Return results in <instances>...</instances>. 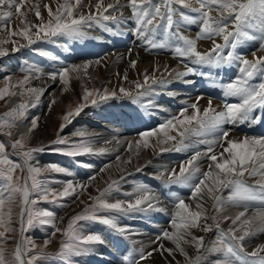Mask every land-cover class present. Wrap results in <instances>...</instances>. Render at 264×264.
Here are the masks:
<instances>
[{
    "label": "snow or ice",
    "instance_id": "6c2138e0",
    "mask_svg": "<svg viewBox=\"0 0 264 264\" xmlns=\"http://www.w3.org/2000/svg\"><path fill=\"white\" fill-rule=\"evenodd\" d=\"M83 0H74V3H58L56 9L50 5H45L48 13V20L45 22L41 17L39 6L35 5L34 15L41 20L39 24H29L26 18H22L21 23L25 25L20 31L10 30L9 36H21L28 45L34 43L35 40H51L57 36L66 37H82L85 35L83 29L91 27V22L100 25L101 21H116L117 17L113 12H121L123 19L122 8L129 7L131 17L135 23L134 34L138 36L142 43L148 49H165L170 48L173 52V58L183 61L190 60L192 65L199 67H207L209 69L219 70L221 68L230 67L236 64L239 75L227 83L217 84L215 80H211V87H219L222 90L225 98H235V102H228L227 99L223 102V110H217L212 105V99L209 98L207 106L201 108L200 100L202 96H198L194 102L186 104L185 107L179 110V114L167 119L166 122L159 125L157 129L149 130L140 133V142L145 148L150 145L149 137H159L163 135V139L157 138V144H167L175 142V150L180 151L181 147L187 149L191 144H185L184 141L189 136L203 138L207 134H214L213 139H200L199 143L207 145L203 152L196 149L191 157L186 161L181 162L179 170L176 168L162 169L159 171L156 179L165 186L183 185L190 188V195L187 199L195 200V209L189 203H186L185 198L176 197L171 201L174 212L171 214L170 226L175 229L173 232L167 230L157 235V241L161 239L170 240L175 245V250H179L180 254L185 257L186 264H201L202 254L200 249L204 247V237L195 236L191 233V229L199 228L207 233L215 227L218 231L217 241L212 242V245L205 248L207 253L222 252L223 255L213 264H264V245L257 246L253 251H245V238L250 235L248 230H244L243 234L237 235L238 229L230 228L228 233H224L220 229L219 222L216 217H210L213 224L201 223V219L207 221L209 217L206 215L204 205L201 203L206 195L214 201L213 209L216 212L224 211L223 205L230 203L233 206H242L244 211H241L234 219L224 216L223 220H232L235 225L245 217L249 208H254V215L251 219H245L243 224L247 225L252 220H259L260 226L258 231L264 232V136L249 137L243 139H229V130L224 128L226 124H237L241 122L251 123L258 119H264L257 114L258 109H264V56H256L252 53L253 59L245 58V55L237 52L238 47H242L244 43L254 41L259 36V50L264 51V0H127L126 5H119V0L116 3H109L102 8L103 0H97L94 5L95 13L91 11L85 15L83 12H78L74 15V9L81 6ZM25 0H0V9H6L0 12V21H9L15 14L24 17L21 12V7ZM178 5V7H175ZM198 5V7H193ZM87 6V5H85ZM163 9V10H162ZM112 10V11H110ZM188 10V11H184ZM216 11L220 19L213 18L210 13ZM107 13V14H105ZM195 13L196 15H192ZM176 17V18H174ZM199 24V31L195 38L187 37L181 31L186 25ZM103 30L111 33L112 29L106 25H101ZM233 27V31H229V27ZM7 27V24H0V30ZM35 28L34 32L31 29ZM31 32V35H30ZM161 37L159 40L156 37ZM216 38H221L223 43H217ZM208 40L212 42V47L201 52L198 50V41ZM17 43L7 39L0 40V44ZM23 47L24 45H20ZM17 47H13L12 51H17ZM227 50V51H226ZM7 50L0 48V57L7 55ZM44 55V53H41ZM85 70L87 65L83 66ZM131 67H136V61H131ZM40 69L34 70V78H39ZM80 72V68L72 67L63 68L59 72L50 73L49 78L56 81L57 78L65 84L68 83L69 72ZM154 71H159L155 69ZM30 73L33 70H29ZM168 75V69H165ZM196 67L185 65V70L176 72L175 75L179 79L196 75ZM201 77H211L210 72L199 73ZM258 78L259 82H252ZM8 77L6 80H10ZM124 79H127L125 74ZM151 80V84L149 81ZM30 82V76L25 75L23 80L18 81L17 85L21 91H9L8 87L0 89V100H4L6 96H23L25 93L34 97L30 103H19L10 108L4 113V117H9L10 120H5L0 117V134L6 135L9 138L13 136L12 129L14 127H25L26 131L19 132L16 139H10L6 144L0 141V177H3L7 184H0V264H35L36 261L46 258L44 249L48 247L50 239H45L42 246L37 245L34 241L25 237L24 233L29 227L34 226V221L37 224H50L55 231L50 236H55L60 232L66 240L61 241L60 250L56 254L63 264H74L73 257H78L90 251L91 245L105 243L101 232L81 233L75 225L78 221H95L102 225H106L108 229L114 230L121 235H124L128 229L121 226L117 221V215H129L132 213H141L148 210L156 212H165L166 208L160 206L158 198L150 194L151 187L143 183L137 185L133 193L125 192V196L132 197L129 200L116 199L115 202H107L100 197L96 199V205L93 206L91 213L85 209L84 214H78L70 219L66 228H57L55 213L49 210H35L32 205L37 203V200L43 199L45 202L56 203L64 197L76 194V188L79 187L82 191L85 189L84 184L76 185L71 181H66L65 187L61 191H56L47 187V182L38 180L37 177L44 172L61 173L67 176H72L73 172L62 166L48 165L46 167L34 166L30 163L33 160V153L43 152L45 147L33 146L28 147L25 143V138L30 137L31 133L39 126L38 119L33 118L30 121V127L26 125H17L15 122L20 117L25 115L28 107H35L44 92L43 88L30 87L25 88L24 85ZM184 83H190L188 80H183ZM136 101L139 98L148 96L154 92L152 85L159 83L161 86H166L167 81H158L154 77H150L147 73L144 74L143 82L135 81ZM147 86V87H146ZM95 95L99 96L102 101H107L112 98L132 97V92L124 88H119L118 92L113 90L108 92L103 90L100 94L99 90ZM94 96L93 91L85 90L82 99L88 101ZM55 103V101H51ZM92 104H96V99H91ZM151 103V102H149ZM155 106V105H153ZM85 104H80L74 110H69L63 117V123L59 127V132H63L67 124L71 123V118L79 116L83 111ZM130 119H139L136 114ZM174 133V134H172ZM72 136L81 138L79 141L68 137L60 136L53 142L57 145H63L61 148H52L67 157H78L87 154H103L105 149L101 148L98 152L94 151L90 140L85 139L91 136V133L78 131L71 134ZM10 146L12 155H17L22 158V163L14 161L7 154L6 148ZM51 147V146H47ZM222 150L216 152V148ZM131 148V145H129ZM164 151V149H161ZM201 156L206 157L210 161L207 171L200 173V167H193L195 161ZM259 161V163H256ZM130 163L131 161H127ZM81 167H90L89 165H80ZM19 169L23 173V184L19 181L21 177H17L14 181L13 174ZM141 169H137L140 171ZM103 171V169H101ZM250 177L259 176L257 180L258 188L248 185L245 181L239 179L245 173ZM197 173H200L198 176ZM123 179V177H121ZM89 180L95 179V176H90ZM29 181L31 184L29 185ZM210 182V183H206ZM111 185L100 196H105L106 193H111L113 185ZM231 188L232 191L223 200L220 193L221 189ZM118 191V188L116 189ZM33 192H36L35 198H30ZM19 193L21 199L19 202L15 200V194ZM169 196L175 194L169 193ZM51 198V200H50ZM78 198V197H77ZM18 204L19 212V234L21 241H18L13 253V259L7 260L4 256V245L9 238L6 234L14 231L7 225L11 223V208L7 212L4 211L5 204ZM258 205L259 207H255ZM97 212L105 213L98 215ZM8 216L6 222L4 216ZM254 234V233H253ZM187 237H191L188 239ZM181 241L184 244H189L196 248L197 256L189 257L188 253L181 246ZM234 241L235 244L229 242ZM155 244L156 241H153ZM39 248V252L35 250ZM32 252L31 256L28 253ZM154 252H159L161 256L167 253L172 256L174 249L166 248L162 243L157 244V247L151 251H145L144 247L139 250L140 259H148L153 256ZM243 253V255H241ZM251 257L256 259H245ZM167 259V257H164ZM234 258V259H233ZM123 264H130L129 257L124 256Z\"/></svg>",
    "mask_w": 264,
    "mask_h": 264
},
{
    "label": "rangeland",
    "instance_id": "374dc122",
    "mask_svg": "<svg viewBox=\"0 0 264 264\" xmlns=\"http://www.w3.org/2000/svg\"><path fill=\"white\" fill-rule=\"evenodd\" d=\"M65 2H66V0H25V3L21 7V12L24 13V17H21L19 14H15V10L13 9L12 10L13 16L11 17L10 22L9 21H0V24H7L6 28H4L3 30H0V40L7 39L9 41H16L17 42L15 45L11 42L0 44V48H3L5 50H7V52H8L7 55L0 57V89L8 87L9 91H17V92L21 91V89L19 87H13V86L17 85L18 81L23 80L25 75L30 76V82L28 84L24 85L25 88H30V87L42 88L43 87L42 80H44V79L51 80L49 78L48 74L54 73V72H59L63 68H69V69L72 68L70 66V64L67 62V59H69V57L73 55L72 53L75 49L73 44L74 43L78 44L81 40L86 39L85 37L82 36V37L73 38V37H66V36H57V37L52 38L51 40H49V39L35 40L34 39V43L31 45H28L27 41H25L21 36H19V35L9 36V34H8L10 30L20 31L21 29H23L25 27V25L23 23H21V20H22V18H26V13H27V12H25L26 8L29 9V11H28L29 12V14H28L29 18H26L27 22H29V24H39V23H41V20L37 19L34 15V12H35L34 6L35 5L39 6V11L41 13V17L46 22L48 20V13H47V9L45 8V5L46 4L50 5L53 8V10H55L58 3H65ZM67 2L68 3H74V0H67ZM96 3H97V0H83L81 6L74 9V15L78 12H81V11L85 15H87V13L90 11L96 12V9L94 8V5ZM115 3H116V1L113 4H115ZM119 3L126 5L127 0H120ZM85 5H87V7ZM174 6L178 7V5H175V4H174ZM193 7H198V5H193ZM85 8L88 9L87 12L83 11V9H85ZM125 8H127L126 9L127 13H131V10L129 7H125ZM102 9H103V6H102ZM4 10H6V9H0V12H2ZM110 11H112V10H110ZM184 11H188V10H184ZM192 15H196V14L192 13ZM210 15L217 20L220 19V16L216 11H212L210 13ZM116 16H121V13L119 15H116ZM174 18H176V17H174ZM31 19L35 20V22L32 21ZM110 23H111L110 21H101L100 25H97L95 22H91V27H85L83 29V31L85 32L84 36H86L87 34H90V32H95V31L97 32V30H99V29L103 30V27L101 25L107 24L109 27ZM93 24H96L97 26H94ZM191 26L193 29H191ZM199 27H200L199 24L186 25L184 28L181 29V31L183 32V34L185 36H187V34H189L188 31L195 30L196 32H198ZM233 30H234V28L230 26L229 31H233ZM34 31H35V28H32L31 32H34ZM31 32H30V35H31ZM102 32L104 35V33L106 31L104 32V30H103ZM106 34H108V33L106 32ZM160 38L161 37H159V36L156 37L157 40H159ZM193 38H195V36ZM258 38L259 37L257 36V39L255 41H258ZM217 40H219V41H217ZM216 41H217V43H223L221 38H216ZM202 42H206L207 45H204ZM250 42H252V41H249L246 43H250ZM259 42H260V40H259ZM253 44H254L255 48H250L247 51L245 50L244 52H242V54L246 55L245 58H247L249 60L253 59V55H252L253 52H255V54H256V52L258 53L260 51L259 50V44L256 45L255 42ZM20 45H24V46L21 47ZM135 45L136 46L140 45L143 48H147V46L142 43L141 39L138 36L136 37V44ZM243 45H245V43ZM14 46L18 48L17 51H12ZM209 46L210 47L212 46L211 41H208V40L198 41V50L201 52H205V51L209 50V48H207ZM240 48L241 47L237 48V52L239 51ZM165 49H170V48H165ZM152 50L153 49H149V51H152ZM41 53H44V55H41ZM114 66H111V67L109 66L108 68H111V69H113V71H115V69H117V65H114ZM78 68H80L79 73L71 72V71L68 73V83L67 84L61 82L59 80V78H57V80L54 82H57L59 84L55 83V84L51 85L48 88L49 91L47 93H45V90H47V89H44V92H43L40 100L38 102H36L35 107H28L26 112H25V115L23 117H20L15 122L17 125H22V126L26 125L27 127H30L31 126L30 121L33 118L38 119V125L39 126L31 133L30 137L25 138V143L28 147L41 146V147H45L46 150L43 152L33 153V160L30 161L31 164H33L34 166H38V167H46L48 165L62 166V167H65L67 169H70L73 172L72 176H67V175H64L61 173H55V172H44L37 177L38 180L47 182V187H49L50 189H54L56 191H61L63 189V187L66 186L64 183L66 181H71L76 185H79V184L85 185V189L83 191L79 187H77L75 195H70L68 197H64V198L60 199L59 201H57L56 203L45 202L43 199H39V200H37V203L35 205H32L33 209H35V210H49V211H52L53 213H55V216L57 218L55 220L56 227L61 228V229L66 228L68 222L70 221V219L72 217H74L78 214H84L85 209H88L89 213H91L93 206L96 205V199L95 198H97V197H100L101 199H105L107 202H115V200L117 198L123 199V200L131 199L132 197H130V196H125L124 194L121 195V192L125 193V191H126V190H124V187L130 186V187H128V190L126 191L128 193H133L134 188L141 183L150 186L151 190H153V191L156 190L157 192L160 188L167 189V190L171 189V186L166 187L158 179H156V177L154 179L149 177V179H148V177H145L144 174H142L143 172L141 170L136 171L134 173H125V174H122L120 177H118V176L114 177L113 175H107V176H101V178H99L95 175L97 173L92 171L90 168L87 169L88 167H81L80 166L81 164L90 166L91 164H94L96 162H99L100 166H103L106 162H108L107 159L110 157V154L107 153V150L105 147H102L98 143L99 139H97L96 136L91 135L89 137H86L85 139L91 141L94 151L98 152V150L101 148L105 149V152L103 154H87V155H81L78 157H67L65 155H62V154L56 152V151L51 150L52 148L64 147L63 145H57V144L53 143L58 138V133L60 136L68 137V138L76 140V141H79L81 139L79 137H75V136L71 135L72 133L78 132L80 130V128H83L85 126V124H83V123H80L77 125L73 124L77 121V119L81 116V114H83V115L84 114H92L93 115L94 113H97L101 117L102 115H104L108 112H111L113 114L119 108H122L123 105H125L126 112L123 114V116H124L125 120L130 121V120H134V119L127 118V115H131L132 113H134L133 116L138 114L140 117L146 113V112H143L144 108H145V110H147V112L153 111V105L155 103L154 96L157 95L156 94L157 92L154 91V92L150 93L148 96L140 97L139 102H137L135 100L137 93H136V88H135L134 82L135 81L143 82L144 75H140L139 80H134V79L128 80V82H129L128 84L123 83L125 86H123V85L120 86V88L122 87L126 90H130L132 92V97L112 98V99H109L107 101H102L99 99V96L95 95L97 90H99L100 94H103V90H105V89H107L108 92H111L115 89L112 87H109L108 83L105 82L106 80L102 79V76L98 72V67L89 66L85 70V68L80 63ZM227 68H223V70H222V68L219 70L214 69L215 71L213 69L206 68V72L210 71L212 73H211V77L210 78L206 77L205 81L207 83H210L212 79L213 80L215 79V77H216V75H218V73L223 74L224 71L226 73H228V75H229L230 79L227 80L228 82L233 80L235 77H237L239 75L238 68L235 67V65L231 69H230V67H227ZM30 69L33 70L32 73L29 72ZM35 69L41 70L38 79L34 78V75H33ZM101 69H104V67H101ZM226 69H227V71H226ZM109 72H111V71H109ZM201 72H205V70L202 69ZM215 73H216V75H214ZM8 77H10L11 79L6 80V78H8ZM118 80L124 81V79H118ZM202 81H204L203 78H201V80H199L198 83L200 84V82H202ZM253 81L259 82L258 78L254 79ZM73 83H75L77 85L76 91H74V88L72 87ZM61 86H63L66 89L67 92H65V95L67 98H64V99L61 98V95L59 94V90H60L59 88ZM78 87H79V89H78ZM85 90H89V91L94 92V96L89 98L88 101H84L82 99ZM162 91H164V90H162ZM48 93L52 95L51 101L54 100L56 103L53 104V103H51V101L48 102V96H47ZM93 98L97 100L96 104L91 103V99H93ZM152 99H154V100H152ZM32 100H34V97H32L28 93H25L23 96H6L4 100H0V117H4V113L6 111H8L10 108L18 105L19 103H30ZM62 102H64V103H62ZM149 102H151V103H149ZM232 102H235V99ZM51 104H52V106H51ZM55 104H58V105L56 106ZM80 104H85L83 111L80 113L79 116H75V117L71 118V123L67 124V126L64 128L63 132H59V127H60L61 123H63L62 117L69 110H74L75 107H77ZM130 105H134V106L132 107ZM185 106H186V104H183V106L181 105L180 107H178L176 109L180 110V109H182V107H185ZM138 107H140V110L136 111L135 108H138ZM51 108H54L53 109L54 110L53 115L51 117L52 118V122H51L52 125L50 126V129L48 132L45 131V135H41L38 132L39 130H41V125H42L41 117H43L45 114H48V111ZM142 109H143V111H142ZM168 114L161 117V120L157 124H154V125L150 126L149 128H146V130L147 129H157L159 127V125L166 122L167 119L171 118L172 116L178 115L179 111H175V113L171 117H168ZM164 118H165V121H164ZM4 119L10 120L9 117H4ZM256 122H257V120H256ZM22 131H26V128L25 127H14L12 129L13 136L11 138H9L6 135L0 134V141H4L6 144H8L10 139H13V140L16 139L17 134L19 132H22ZM237 133H239V132H237ZM172 134H174V133H172ZM241 134H243V133H241ZM125 135L128 136V135H132V134L131 133L130 134H124V136ZM251 135H255V137H259V134H257V133H252ZM161 136L162 135H160L159 137H154V138H156V140H157V138L161 139ZM213 138H214V134H207L203 138L189 136L184 141V143L185 144H187L188 142H193L194 144L196 143V145H198L197 147H199L200 149L202 148V152H203V150L207 147V145L201 144V143H199V140H194V139H213ZM121 141H123V143H125V147L124 148L118 147V148L126 150L125 151L126 153L122 157H120V159L122 158L121 161L123 162L122 166L124 163H128L127 161H129V160L134 161L135 159H140L142 157L139 155H141L143 153V149H140V147H143V145L139 144V146H138L137 145L138 141L136 139H133V140L132 139H124ZM151 142L152 143L150 145L155 146V141L152 140ZM129 145H131V148H129ZM202 145L205 148H203ZM47 146H51V147L49 148ZM150 147H152V146H150ZM168 147H170L173 150V152L176 151L175 150V142H169ZM221 150L222 149L219 147L216 148L217 152H220ZM180 151H176V152L180 153ZM6 152H7V154L10 155L11 159H13L14 161H19L22 163L21 157H19L17 155H12V149L10 146H8L6 148ZM164 152L166 153L167 151H164ZM138 156H139V158H137ZM171 159L174 160V159H176V157H172ZM196 162H199V161L197 160ZM256 163H259V161H257ZM197 165L203 171H207V168L201 167L199 165V163H194L193 167H195ZM157 171H159V170H157ZM258 171H263V170L258 169ZM157 173H159V172H157ZM23 175L24 174L21 173V171L19 169H17V171L13 174L14 181L16 180L17 177H21V180L19 181V183L22 185L24 182L23 178H22ZM245 175L249 176L248 173H246ZM90 176H95V179L89 180L88 178ZM121 177H123V179ZM241 180L249 181V179L247 177L246 178L242 177ZM113 181H116V184L113 185V190L111 191V193H106L105 196L101 197L100 193L103 192L105 189H107L109 187V185H111L113 183ZM154 182L157 184H161V186L160 187L156 186V184ZM28 183L30 185L31 181H29ZM206 183H209V182H206ZM0 184L6 185L7 181L3 177H0ZM134 184H136L135 187H133ZM117 188H118V191L116 190ZM231 191H232V189L225 190L223 188V189H221L220 193H216V194L221 195L223 200H225V199L227 200L226 197H228V195L230 194ZM169 193H173V192L170 191ZM184 195L186 196V200H185L186 203H189L192 206V209L196 210L195 209L196 201L195 200L188 201L187 197L189 195H187V194H184ZM35 197H36V192H33L32 195L30 196V198H35ZM168 197H169V199L168 198L166 199V203H168V205H170V207L173 208L172 203L169 204V200H171V199L175 200V198H173V196H168ZM180 197L184 198L181 195H180ZM20 199H21L20 194L16 193L15 194V200L17 202H19ZM50 200H51V198H50ZM212 202L214 204V201H212ZM201 203L203 204V202H201ZM213 204H212V206H213ZM229 204L225 203L223 205V207L226 205V207L228 208L224 211L216 212L213 209V207L210 210L206 211V215L209 217V219H208V221H205L202 218L201 223L203 224L206 222L208 224H213V220L210 217L215 216L216 221L219 222V224H220V229L223 230L224 233H228V230L230 228L238 229L237 235L243 234V231L245 229L248 230L250 235L245 238L244 244H245V251L250 253L251 251H253L255 249L254 245H253V247H251L252 246L251 243H254L255 239H257L256 240L257 242L255 243V246L257 247L259 239H260L258 237V235L261 238H263L264 232L257 230L259 224L254 223L253 220L250 224H247V225L243 224V221L245 219H251V217H249V216L241 217V220L238 221L235 225L232 224L231 219L224 221L223 220L224 216H228V217H231L234 219L241 212V211H231V210L237 209V207L233 206L232 204H230V205ZM255 207H259V206L256 205ZM9 208H11V223L8 224L7 226L9 228L13 229L14 231H11V232L6 234L9 238L7 239V243L4 245V249H5L4 256H5V259L12 260L16 243L18 241H21V237L19 234L20 207L18 206V204H9L6 202V204L4 206V211L7 212ZM248 211H253V209L249 208ZM97 214L98 215H104L105 213L97 212ZM115 215H117L118 223L122 226L123 224L128 223L127 221H129V219L130 220L133 219V218H131V216L134 215V213L129 214V215H121V214H115ZM170 217H171V214H170ZM4 219L7 222L8 216L5 215ZM75 227L81 233L101 232L100 229H105V232L107 234V238L116 239L117 243H121V244L123 243L124 245H126V247L130 251L135 253V255L130 257L131 259L129 258L130 264H134L135 262H137V260H138V262H141L143 264L146 263L145 261H143L144 259H140V253H139V250L141 247H144V250L146 252L148 251V248H146L145 245L137 244V245H135L136 247L134 248L133 242H130L127 239H125L124 235H121L120 233H117L114 230L108 229L106 225H102V224L95 222V221H78L77 224L75 225ZM101 227H103V228H101ZM165 228L168 229L167 227H165ZM166 229H163L162 231H164ZM171 229L167 230V231H169V232L175 231V229H173V228H171ZM3 230H4L3 228H0V231H3ZM53 231H55V229L50 224L40 225V224L35 223V221H34V226L29 227L27 229V231L24 233L25 237L34 241L37 245H40V246H42L44 244L45 239H50V243H49L48 247L44 249V253L46 254V258L43 260L36 261L35 264H63L62 260L56 254L60 250L61 241L66 240V238L60 232H57L55 234V236H50V234ZM162 231L160 233H162ZM190 231L195 236H198V237L203 236L204 237V247L200 249V254H202L201 264H213L214 261H216L217 259H220L222 257V255H223L222 252H216V253L205 252V248L210 247L212 245V242L217 241L218 231L215 227H213V230L211 232H207V233L201 231L199 228H194V229H191ZM157 235L158 234H156L154 241L155 240L157 241V239H156ZM187 238L190 239L191 237H187ZM253 238H255V239H253ZM166 241L168 244H166ZM229 242L235 244L234 241H229ZM160 243H162L166 248L171 247L170 249H172L173 247H175V245L170 240H167V239L163 240V237L161 236L160 240H158L155 244L153 243L151 245L150 250H152L154 247H157V244H160ZM100 245L101 244L91 245V246H89L90 251L86 252L85 254H83L81 256L73 257L72 259H73L74 264H91L94 258H98L95 251H96L97 247H100ZM181 246L185 249V251L190 247L193 248V256L190 253H188L189 257L195 258L197 256L198 253H197V250L195 247H193L189 244H184L182 241H181ZM39 250L40 249L37 248L35 251L39 252ZM175 251L179 252V250L174 249V252ZM32 254H33L32 252H29L28 256H31ZM241 255H243V253H241ZM260 255H263V254L260 253ZM161 257L163 259H165L164 257H167V259L171 258V264H186L185 260L183 259V258H185L184 256H183V258L176 257V255H174V254L172 256H168V254H166V253H164V256H161V255H159L158 252H154L153 256L148 258V261L146 264H148V263L149 264H157V263L160 264ZM245 259H256V258L245 257ZM154 261H155V263H154ZM237 264H238V262H237Z\"/></svg>",
    "mask_w": 264,
    "mask_h": 264
},
{
    "label": "bare ground",
    "instance_id": "6f19581e",
    "mask_svg": "<svg viewBox=\"0 0 264 264\" xmlns=\"http://www.w3.org/2000/svg\"><path fill=\"white\" fill-rule=\"evenodd\" d=\"M115 1L116 0H103L102 6H105L109 3H114ZM120 5L123 4L119 3L117 7H119ZM126 9L127 8L125 7L122 8L123 19L121 18V16H116L119 15L121 12H113V14L117 17V20L116 21L110 20L111 23L109 27L112 29L111 33L107 32L108 34H106V32L104 31L105 33L103 35L102 32L103 30L99 29L97 30V32L96 31L90 32V34L83 36L86 39L81 40L78 44L74 43L73 46L75 49L72 53L73 55L70 56L69 59H67V62L70 64L71 67H78L80 63L82 66L87 65L88 67L89 66L98 67V72L102 76V79L106 80L105 82L108 83V86L114 88L117 92L121 85L125 86L124 84L129 83L128 80H132V79L139 80L140 75H144L145 73H147L150 77H154L158 81L161 80L167 81V85L161 86L159 83L152 85L154 91L157 92L156 93L157 95L154 96L155 106H153V111L147 112L145 108L144 111L142 109V111L146 113L140 116L139 119H134L130 121L125 120L123 114L126 112V107L125 105H123L122 108H119L113 114L111 112H108L102 115L101 117L97 113H94L93 115L81 114V116L73 124L74 125L80 123L85 124V126L83 128H80L79 131H85L91 133L92 136H96L97 139H99L98 143L102 147H105L107 153L110 154V157L107 159L108 162H106L103 166H100V163L96 162L94 164H91L90 167L87 168V169L90 168L92 171L97 173L98 175L95 174L97 177L101 178V176H107V175L120 177L122 174L125 173H134L139 168L141 169V171L143 172L142 174H144L145 177H148V179L149 177L154 179L158 175L157 172H159L162 169L176 168L177 170H179V166L181 162L189 159L196 149L202 151V148L200 149L199 147H197L198 145H196V143L194 144L193 142H188L187 144H191L189 148L184 149L183 147H181L182 149L180 153L176 152L177 150L173 152V150L170 147H168V143L157 144L156 138L149 137L148 138L149 143L151 144L152 143L151 141L154 140L155 146L148 148H145L144 146L140 147V149H143V153L139 156L142 157L140 159H135L130 163H124L122 166L123 162L121 161L122 158L120 159V157H122L126 153L125 152L126 150L118 148V147H123V148L125 147V143H123V141L121 140L136 139L137 141H140L141 139L140 133L153 130V129L146 130V128H149L154 124H157L161 120V117H163L168 113H169L168 117H171L175 113V111H179L176 108L180 107L181 105L183 106V104H190L194 102L198 96L203 97V99L200 100L201 108L206 107L208 99L211 98L212 105L217 110H223V102L226 99L228 102H232L235 98H231V97L225 98L223 96L222 90L218 86L211 87L210 86L211 82L207 83L205 81L206 77L204 78L199 76V73H201L202 69L205 70L206 72L207 67H199L192 65L190 60L188 59H184L183 61H181L179 59L173 58L172 49H160V50L153 49L152 51H149L148 48H143L140 45H137L138 46L137 47L135 45L137 36L134 34L133 31L135 27V23L132 19H130L131 13H127ZM87 10H88L87 8L83 9L84 12H87ZM28 11L29 9L26 8L25 11L27 12L26 18H29ZM31 20L35 22V20L33 19ZM93 25L97 26L96 24ZM191 29H193L192 26ZM195 32H196L195 30L188 31L189 34H187V37L193 38L197 34V32L196 33ZM254 42L256 43V45L260 44L259 38L258 41L254 40L250 43H245V45H243L239 49L238 53L240 52L242 53L245 50L247 51L250 48H255L253 44ZM202 43L204 45H207L206 42H202ZM211 47L209 46L207 48L210 49ZM256 56H264V51H259L258 53L256 52ZM131 61H136L135 68L131 67ZM114 65H117V69H115V71H113V69L111 68H108L109 66L111 67ZM185 65L196 67L197 74L189 75L188 77H185L183 79L177 78L175 73L184 71ZM234 65L235 67H237L236 64H233L230 66V69L234 67ZM101 67H104V69H101ZM157 68L159 69V71H154ZM166 68L168 69V72L172 73L171 75H168L165 72ZM109 71H111L112 73ZM125 74L127 75L126 80L124 79ZM214 75H216V73ZM201 78H203L204 81H202L203 83L200 82L199 84L198 82L199 80H201ZM118 79H124L125 82L119 81ZM185 79L190 81V83H184L183 80ZM228 79H230L229 75L224 71L223 74L218 73V75H216L214 80L216 81L217 84H220V83H227ZM149 82L151 83V80ZM252 82H256V81H252ZM55 83L57 82L51 81L49 79L42 80V85H43L42 88L47 89L45 90V93H47L49 91L48 88ZM72 87L74 88V91H76L77 85L75 83H73ZM59 89H60L59 94L61 95V98L62 99L67 98L65 95V92H67L66 89L63 86H61ZM47 96H48V102H50L52 95L48 93ZM121 97L123 98L124 96ZM55 105L57 106L58 104ZM130 106L133 107L134 105H130ZM53 109L54 108H51L48 111V114H45L43 117H41L42 125H41V130L38 131L39 134L45 135V131L47 132L49 131L50 126L52 125L51 117L53 115V111H54ZM135 110L136 111L140 110V107L135 108ZM257 113L260 117H264V109H258ZM133 115L134 113H132L131 115H127V118L132 117ZM224 128L229 130V139H243L245 136L255 137V135H251V134L258 133L259 130H260L259 134H261L259 135V137H261L264 136V119H258L257 122L253 121L252 123L241 122L234 125L226 124L224 125ZM130 133L132 135L124 136V134H130ZM161 139H163V135L161 136ZM194 140H200V139H194ZM140 144L143 145L142 142H140ZM202 147L205 148L203 145ZM161 149H164V151L167 152L165 153L164 151H161ZM139 156L137 158H139ZM172 157H176V159L173 160L171 159ZM197 160L199 162L195 161V163H199L201 167H205L208 169V165L210 161H208L206 157L201 156ZM101 169H103V171H101ZM202 172L204 171L200 168V173ZM200 173H197V175L199 176ZM243 177L245 178L247 177L249 179V181H245L248 185L257 188L259 187L257 184V180H259V176L250 177L244 175ZM241 178L242 177H239V179ZM155 184L158 187L161 186V184H157V183ZM135 185L136 184H134L133 187H135ZM128 187H124V190L127 191ZM228 189L230 190L231 188H227L225 190ZM170 191H172L173 194H175L173 198L180 197L181 195L186 200V196L184 194L190 195L191 190L189 187L183 185H172L170 190L160 188L158 192L156 190L155 191L151 190L150 194L159 199L160 206L166 208V211L156 212V211L148 210L141 213H134V215L131 216V218L133 219L132 220L129 219V221H127L128 223L122 225L123 227H126L128 229L126 234H124V238L130 242H133L134 248L136 247L135 245L137 244L139 245L143 244L145 245L146 248H148V251H151L150 248L151 245L153 244L156 234H159L163 229H166L165 227L168 228L166 230H170L172 228L170 226V219H171L170 214L174 212V209L170 207L168 203H166V199L167 198L169 199L168 194ZM123 194L124 193L121 192V195ZM187 200L192 201L191 199H187ZM171 201L174 200L173 199L169 200V204H171ZM212 201H213L212 199H209L207 197L205 190V199L201 201L203 202L205 211H208L212 208V204H213ZM224 209H228L226 205L224 206ZM252 209L253 211L246 212L245 214L246 217L247 216L251 218L253 217L254 208ZM231 211H244V208L239 206L237 207V209ZM253 222L258 223L260 226L259 220H253ZM100 230L102 232V237L105 243L101 244L100 247L96 248L95 252L98 258H94L91 264H123L122 257L127 255L130 258L133 255H135V253L130 251L123 243L122 244L117 243L116 239L107 238L105 229H100ZM258 237L260 238L258 242V246L264 245V237L261 238L259 235ZM256 240L257 239H255L254 243H251L252 244L251 247H253L254 245V247L256 248L255 246V243L257 242ZM166 244H168L167 241ZM173 248L175 249V247ZM186 252L190 253L193 256L192 247L188 248ZM173 254L176 255V257L183 258V255H181L180 252L175 251L173 252ZM261 254L264 255V253ZM183 259L185 260V258ZM143 261L147 263L148 259H144ZM134 264H143V263L138 262L137 260V262H135ZM160 264H171V258L163 259L161 257Z\"/></svg>",
    "mask_w": 264,
    "mask_h": 264
}]
</instances>
